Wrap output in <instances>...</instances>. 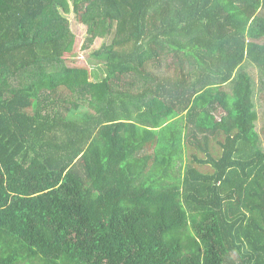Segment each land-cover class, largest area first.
I'll list each match as a JSON object with an SVG mask.
<instances>
[{"label":"trees","instance_id":"trees-1","mask_svg":"<svg viewBox=\"0 0 264 264\" xmlns=\"http://www.w3.org/2000/svg\"><path fill=\"white\" fill-rule=\"evenodd\" d=\"M258 88L264 0H0V264H264Z\"/></svg>","mask_w":264,"mask_h":264},{"label":"rangeland","instance_id":"rangeland-1","mask_svg":"<svg viewBox=\"0 0 264 264\" xmlns=\"http://www.w3.org/2000/svg\"><path fill=\"white\" fill-rule=\"evenodd\" d=\"M71 19V28L73 32L77 35V40L75 43V48L73 50L74 54L68 55L66 58L68 59L67 62L70 65H81V66H88L92 67L94 69V66H91V63L94 62V59L91 62V59L93 58L91 56V53L94 52L96 49L101 48L103 43L105 42V38L100 37L97 38L94 42L89 43L87 41V29L86 26L83 24L77 22L75 19L74 14L69 15ZM110 41V39H108ZM92 57V58H91ZM249 69L253 76H257L259 78V70L256 66L249 64ZM96 72L91 80L96 81L100 79V75L104 74L106 72V66H96V69L93 70ZM256 106L257 109L259 110V113L262 114L264 112V100L261 98V92L260 89H257V94H256ZM263 120H260L259 126H261ZM185 160V164H186Z\"/></svg>","mask_w":264,"mask_h":264}]
</instances>
